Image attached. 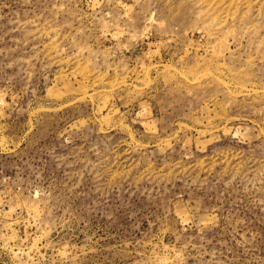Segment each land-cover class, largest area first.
I'll return each instance as SVG.
<instances>
[{"label": "rangeland", "instance_id": "374dc122", "mask_svg": "<svg viewBox=\"0 0 264 264\" xmlns=\"http://www.w3.org/2000/svg\"><path fill=\"white\" fill-rule=\"evenodd\" d=\"M0 264H264V0H0Z\"/></svg>", "mask_w": 264, "mask_h": 264}]
</instances>
